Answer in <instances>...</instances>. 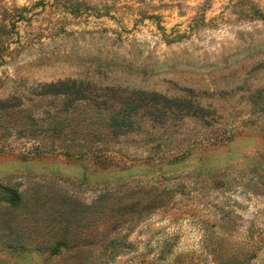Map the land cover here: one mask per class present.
<instances>
[{
	"label": "rangeland",
	"instance_id": "rangeland-1",
	"mask_svg": "<svg viewBox=\"0 0 264 264\" xmlns=\"http://www.w3.org/2000/svg\"><path fill=\"white\" fill-rule=\"evenodd\" d=\"M65 79L164 121L53 131ZM5 106L0 264H264V0H0Z\"/></svg>",
	"mask_w": 264,
	"mask_h": 264
},
{
	"label": "trees",
	"instance_id": "trees-1",
	"mask_svg": "<svg viewBox=\"0 0 264 264\" xmlns=\"http://www.w3.org/2000/svg\"><path fill=\"white\" fill-rule=\"evenodd\" d=\"M43 96H55L62 99V111L51 112L43 111L44 117L38 118L40 120H48L53 131H57L68 126V133L70 136L76 135L77 131H82L85 128L92 126L95 122L96 114L108 111L106 118V126L110 133L114 135L127 134L135 129V125L140 116L148 115L154 122L164 121L157 104L165 102L157 97L162 95L153 93L154 98L145 100L142 96L137 98L129 97L122 102L120 106L116 102H111L113 96L104 94L101 96L96 87L78 81L76 79H65L51 82L42 86ZM11 106H5L0 110H9ZM85 108L80 113L78 109ZM78 113V116L76 115ZM95 115V116H94ZM38 121V124H39ZM37 124V122H36ZM85 127V128H83ZM78 128L79 130H76Z\"/></svg>",
	"mask_w": 264,
	"mask_h": 264
},
{
	"label": "clouds",
	"instance_id": "clouds-1",
	"mask_svg": "<svg viewBox=\"0 0 264 264\" xmlns=\"http://www.w3.org/2000/svg\"><path fill=\"white\" fill-rule=\"evenodd\" d=\"M21 2H22V0H21Z\"/></svg>",
	"mask_w": 264,
	"mask_h": 264
}]
</instances>
